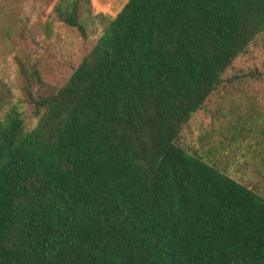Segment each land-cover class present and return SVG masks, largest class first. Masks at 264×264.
Segmentation results:
<instances>
[{
	"label": "trees",
	"instance_id": "trees-1",
	"mask_svg": "<svg viewBox=\"0 0 264 264\" xmlns=\"http://www.w3.org/2000/svg\"><path fill=\"white\" fill-rule=\"evenodd\" d=\"M262 33L264 0H126L61 86L27 87L35 125L0 118V264H264V197L179 143Z\"/></svg>",
	"mask_w": 264,
	"mask_h": 264
},
{
	"label": "rangeland",
	"instance_id": "rangeland-1",
	"mask_svg": "<svg viewBox=\"0 0 264 264\" xmlns=\"http://www.w3.org/2000/svg\"><path fill=\"white\" fill-rule=\"evenodd\" d=\"M72 1L0 0V118L14 107L25 128L33 127L37 116L26 88L37 92L61 86L126 2L81 1L80 26H74L60 17L72 10ZM263 41L264 33L235 58L223 85L180 131L179 143L264 197V77L244 76L264 71Z\"/></svg>",
	"mask_w": 264,
	"mask_h": 264
}]
</instances>
